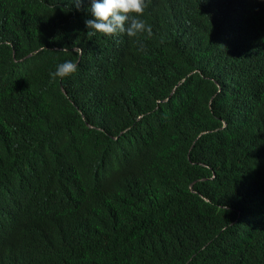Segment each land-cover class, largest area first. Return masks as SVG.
Instances as JSON below:
<instances>
[{
    "label": "trees",
    "instance_id": "16d2710c",
    "mask_svg": "<svg viewBox=\"0 0 264 264\" xmlns=\"http://www.w3.org/2000/svg\"><path fill=\"white\" fill-rule=\"evenodd\" d=\"M146 2L0 0V264H264V0Z\"/></svg>",
    "mask_w": 264,
    "mask_h": 264
},
{
    "label": "clouds",
    "instance_id": "9594fccd",
    "mask_svg": "<svg viewBox=\"0 0 264 264\" xmlns=\"http://www.w3.org/2000/svg\"><path fill=\"white\" fill-rule=\"evenodd\" d=\"M83 3L84 0H74L78 8ZM147 7L146 0H90L89 12L93 18L85 21L86 27L90 29L87 34L91 36L100 33L104 36H112L117 33H126L129 37H136L138 34L147 32L150 37L151 26L140 19ZM261 18L264 19V17ZM77 69V62L66 60L57 65L56 71L51 73V76L64 79L74 74ZM200 136L201 134L197 135L196 139ZM193 146L194 143L191 148Z\"/></svg>",
    "mask_w": 264,
    "mask_h": 264
}]
</instances>
